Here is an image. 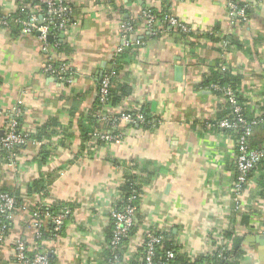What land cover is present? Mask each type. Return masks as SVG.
Wrapping results in <instances>:
<instances>
[{"label": "crops", "instance_id": "1", "mask_svg": "<svg viewBox=\"0 0 264 264\" xmlns=\"http://www.w3.org/2000/svg\"><path fill=\"white\" fill-rule=\"evenodd\" d=\"M68 1L72 21L60 34L63 55L52 46L44 51L37 34L0 27V187L20 198L0 264H18V239L34 248L32 214L54 204L68 211L61 233L46 244L54 264H139L148 231L168 233L188 261L231 248L224 237L230 231L246 252L239 264H264L258 240L264 235V165L251 173L236 209L238 137L217 125L230 114L225 96L203 84L213 71L228 70L240 79L245 114L263 117L264 0H232L246 8V21L231 13L229 0ZM145 7H166L191 33L159 25L149 30L141 16ZM17 8L18 0H0V14ZM126 20L136 25L131 39L141 45L124 53L113 88L129 93L108 110L144 107L158 121L151 129L123 124L118 139L105 141L94 134L99 129L90 111L105 68L124 45L120 24ZM224 36L231 40L226 45L217 40ZM49 56L67 63L72 81L43 72ZM18 104L22 131L33 135L41 127L42 136H31L10 159L1 138ZM263 131L264 124L253 134ZM128 177L138 187L142 218L112 263L111 211L123 204ZM42 219L50 225L47 215Z\"/></svg>", "mask_w": 264, "mask_h": 264}, {"label": "built area", "instance_id": "2", "mask_svg": "<svg viewBox=\"0 0 264 264\" xmlns=\"http://www.w3.org/2000/svg\"><path fill=\"white\" fill-rule=\"evenodd\" d=\"M32 1V0H30ZM46 5L45 13L47 16L39 14V12L32 10L27 19L15 20V22L20 23L23 26V32L29 35H38L39 40L43 43V50L50 52V42L48 41V35H52V39L55 37L51 31V28L55 25L61 31L65 30L68 25V17L66 16L69 7L66 6L64 0H38ZM229 8L233 15H238L241 21L247 20L246 8L237 4L234 1L229 0ZM10 14V13H9ZM142 17L146 22V26L149 30H154L156 25L162 26L164 23L168 24L170 27L175 29H181L185 32H190L191 28L187 25L181 23L176 17L169 15L165 17L162 22H157L153 14L147 10L142 11ZM0 27H9V20L4 14H0ZM121 30L124 37V45L119 47L116 51L120 52L124 47H129L131 45H141V41L136 39L135 41L130 39L135 31L136 27L128 22L124 21L120 24ZM226 45L227 42H224ZM43 72L50 74L51 76L57 78L63 77V73L66 72L64 67H56L54 65V60L52 56L43 64ZM113 72H105L102 76L98 95L99 100L103 103L105 110H108L107 96L109 94V89L111 86ZM68 82L71 79H67ZM210 87L221 90L228 97V100L234 105V113L237 115L235 119H230L228 117L221 119L217 125L225 129H237L241 128L243 132L238 137L237 140V156H236V170H235V180L233 182L232 191L236 197L237 208L239 209L241 202L240 196L243 193L244 186L249 179V173L253 169L255 163L262 157H264V145L260 148L252 149L249 145V137L252 135L253 126L259 123H263L264 119H252L247 120L240 114L241 108L236 104V99L234 92L229 87H221L216 84H211ZM21 113L19 104L15 107L13 114L7 119L6 131L1 138V146L9 153V158L14 159L16 156L15 148L26 142L24 132H19L17 129L16 117ZM99 118L102 121H111L112 126L118 127L123 124H134L135 122H143L144 117L142 114H137L136 117H132L126 112L113 113L108 110V112H101ZM99 139L105 141H112L116 138L118 139V134L112 133H94ZM135 195H131L126 198L125 203L122 208H114L111 211V217L113 221V234L110 241V245L113 248H118L126 239L129 238L130 229L133 227L136 221L137 206L134 203ZM17 208L16 196L8 191L1 190L0 188V217L4 216L7 220L13 218L15 210ZM68 211H64L60 214L51 215L47 213L46 215L51 219L54 224L55 231H58L63 224V220L67 216ZM32 225L35 229V237L40 239L41 232L40 229L43 227L44 220L41 217L40 212H34L32 214ZM7 223L5 220L0 221V244L5 241L6 238ZM263 234H264V220H263ZM164 236L162 233H156V231H148L145 238L144 246V263L145 264H174L172 259L175 257L173 251L166 252V260L160 261L156 258V248L162 243ZM28 243L23 239H18L14 245L15 258L18 264H50L48 255L46 253H35L32 258L28 257L29 247ZM118 259V255L114 257V263ZM180 264H193L192 261H188Z\"/></svg>", "mask_w": 264, "mask_h": 264}, {"label": "trees", "instance_id": "3", "mask_svg": "<svg viewBox=\"0 0 264 264\" xmlns=\"http://www.w3.org/2000/svg\"><path fill=\"white\" fill-rule=\"evenodd\" d=\"M64 1H65L66 6L69 7V11H68L66 16L68 17V19H69L68 22L70 24L71 21H72V8L73 7H72V5L70 4V2L68 0H64ZM32 10H35V11L39 12V14L47 16V14L45 13L46 5L41 3L38 0H32V1H30V0H18V8L14 12H12L10 14L1 13V14H4L7 17V19L9 20V28H10V31H11V33L13 35L19 34L22 31V29H23V26L20 23H18V22L16 23L15 20L27 19L29 13ZM143 10H147L151 14H153L154 17L156 18L157 22L158 21L162 22L165 19V17L170 15V14H167L168 11H167L166 7H164L163 10L160 11V12H158V11L154 12L152 9H150L148 7H145ZM141 16H142V14H141ZM142 19H144V18L142 17ZM126 21H128V22L132 23L134 26H136L134 24V22H131L130 20H126ZM163 29H173V28L170 27L168 24L164 23ZM177 30L179 31V34H183V32H184L181 29H177ZM51 31H52L53 36L55 37V39L53 40V42H50V46H52L54 48V50L57 52V54L59 56L63 55L65 53L64 46H66V42L64 40H62L61 37H60L61 30L58 29L54 25L51 28ZM184 33L185 34H190L191 31L190 32H184ZM212 35H213V33L211 34V36ZM130 39H131V36H130ZM217 40H220V41L224 40V42H228V41L230 42L231 41L228 36L220 37ZM129 48H132V45L129 46V47H124L122 51L117 53L115 58L113 60H111L110 64L104 70V73L105 72H113L114 73L112 75L111 86H110V89H109V94L107 96V104H106V105H108L107 108L114 107L118 103V101H120V99H121V97L123 95H126V94L129 93V91H127V89L124 88V87H121L119 89V91L113 88V79L115 78L116 73L119 70L122 69V67H121L122 65L120 63L123 60L124 53H126ZM54 65L56 67H60L61 66V67H64L66 69V72L63 73V77H65V80H63L64 83L68 84L67 79H71V81H72V75H71V73H70V71L68 69V65H67V63L65 61L64 62L55 61ZM213 83L216 84V85H219L221 87H229V88H231L233 90L234 95H235V99H236V104L238 106H240V108H241L240 114L243 117H245L247 120L264 119V112H263V117H255V118L248 117L245 114L242 97H240L241 95H240V93L238 91L240 89V84H241L239 77L233 75L228 70L213 71L211 73V76L209 77V79L204 81L203 84L205 86H209L210 87V85L213 84ZM99 87H100V84L98 86V91H99ZM210 89L212 90V92H214L216 94H221V95L225 96V98L227 100V110H228V112L230 111V114L228 116L226 115V117H228L230 119H235L237 117V115L234 113V107H233L234 105L228 100V97L221 90H217V89H214L212 87H210ZM104 105H103V103L100 102L99 95L97 94V98L93 102L92 109L90 111V117H89V119L92 122H94L95 127L97 129H99V130L95 131V133L96 132L97 133H102V132L106 131L107 133L120 134V126L114 127V126H112L111 121H102V120H100L99 114L101 112H108V110H105ZM126 113L130 114L134 118L139 113L142 114L143 117H144V121L143 122H135L134 124H129L131 126L139 125L141 127L150 128L151 129V128H154L156 126L157 121H158V119L155 116H153L149 112L148 109H146L144 107H141V109H138L136 111H131V112L128 111ZM20 116L21 115L16 117V121H17V124H18L17 129L19 130V132H22V121H21V117ZM226 117H222V119L226 118ZM263 124L264 123L261 122V123L253 126L252 135L249 137V140H248L249 141V145H250V147L252 149L260 148V147H262L264 145V135L263 136H259V135L254 136V134H253L254 132L256 133V130L258 128H260ZM40 128L41 127L37 128L35 134H33V135H26L25 132H24L26 141L29 140L31 136H32V138H34V137H37V139L40 138L42 136V131H41ZM227 130L235 131L237 137H239L241 135V133L243 132V130L241 128L227 129ZM262 134H264V131H263ZM24 144H22L20 146H17L15 148V150L17 151L20 147L24 146ZM1 149L3 150L4 153L6 152V154L9 155V153L2 146H1ZM261 165H264V157L260 158L255 163L253 169L249 173V177H250L251 173L255 170V168L258 167V166H261ZM34 187L37 188V184L34 185ZM1 190L11 192V191H9L7 189H4V188H1ZM29 191L33 192V190H29ZM11 193H13V192H11ZM13 194L16 196L17 206H19L20 198H19L18 193H16V194L13 193ZM137 194H138V187L136 186V182L134 180V177H128L126 179V183H125V185L123 187V195H124L123 204L121 206H116V207L119 208V209L122 208L124 203H125L126 198L131 196V195H135L134 203L137 206V202H138L137 201ZM37 211L40 212L41 217H46L47 213H49L51 215H56V214H60V213L64 212V211H60L59 212L58 210H56L55 204L53 206H49V207L41 205L34 212H37ZM138 212H139V208L137 206L136 219L137 218H139V219H137L138 221H135L133 227L130 229L129 238H130L131 235L135 234V232L137 231L138 226L140 224L142 216ZM3 220H5V222L7 223V229H6V236H7L10 233V229L12 227V225L10 224L11 221H12V218L7 220V218H5L4 216H1L0 217V221H3ZM63 222H64V220H63ZM63 227L64 226L62 224L60 229L58 231H55L54 224H53V222L50 219V225H48L47 227H45V225H44L40 229L41 238L38 239V238H36L34 236V241H35L34 248H32V246L30 244H27L28 247H29V250L27 252L28 257L32 258L33 255L35 253H38V252L46 253L48 255L50 264H54V255H50L49 254L48 250H50V249L46 246V244L50 240H55V236L58 235L59 233H61ZM156 233H162V235L164 236V239H163L162 243L159 244L157 246V248H156V258H157V260L165 261L166 260V252L171 250V251H173L175 253V257L171 260L172 263L180 264V263L188 262L187 259L182 260L183 257L181 256V253L179 252V245L172 238V236H169L168 233H165V232H162V231H156ZM112 234H113V232H112ZM112 234H111V238H112ZM232 235H233V233L230 232V231L224 233L225 239L231 241V243H232L231 244L232 245L231 248L220 246L218 248V250L215 251L214 255H211V256H203L202 255L201 257L198 256L195 260L192 261V263L193 264H239V262L241 261L240 259L246 255L245 254L246 252L241 247V243H242L241 239L238 238V237H234ZM111 238H110V240H111ZM126 241H127V239L118 248H113L110 245V248L112 250L111 254H110V255H112V259H111L112 263H114L113 260H114V257L116 255H118V259L121 258L122 249L125 246ZM2 244L3 243L0 244V247H1ZM139 264H145V263H144V261H142Z\"/></svg>", "mask_w": 264, "mask_h": 264}, {"label": "water", "instance_id": "4", "mask_svg": "<svg viewBox=\"0 0 264 264\" xmlns=\"http://www.w3.org/2000/svg\"><path fill=\"white\" fill-rule=\"evenodd\" d=\"M47 39H48V41L52 42V40H53V39H52V35H48ZM182 71H183V70H182V67H181V66H179L178 68H176V72H177V74H178L179 76L182 75ZM102 73H103V72H102ZM179 80H180V78H179ZM258 240H260V243L264 245V235L260 236V237L258 238ZM260 257H261V259L264 260V249L260 250Z\"/></svg>", "mask_w": 264, "mask_h": 264}]
</instances>
